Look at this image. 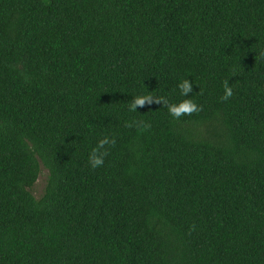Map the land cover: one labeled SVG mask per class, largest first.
<instances>
[{
	"label": "trees",
	"instance_id": "obj_1",
	"mask_svg": "<svg viewBox=\"0 0 264 264\" xmlns=\"http://www.w3.org/2000/svg\"><path fill=\"white\" fill-rule=\"evenodd\" d=\"M0 264H264V0H0Z\"/></svg>",
	"mask_w": 264,
	"mask_h": 264
},
{
	"label": "clouds",
	"instance_id": "obj_2",
	"mask_svg": "<svg viewBox=\"0 0 264 264\" xmlns=\"http://www.w3.org/2000/svg\"><path fill=\"white\" fill-rule=\"evenodd\" d=\"M180 94L182 96H188L192 92V85L189 81H184L178 85ZM232 90L230 87H225L224 99L231 97ZM164 103L167 106L169 114L174 118H179L182 115H191L193 112L198 111L197 105L191 100H183L179 103H170L167 100L157 99L151 95H143L136 97L130 104V110L136 111L137 108H142L145 105ZM109 143L107 139L101 140L96 149L92 151L89 156V163L92 168H99L104 163V154L100 152V149L105 144Z\"/></svg>",
	"mask_w": 264,
	"mask_h": 264
},
{
	"label": "rangeland",
	"instance_id": "obj_3",
	"mask_svg": "<svg viewBox=\"0 0 264 264\" xmlns=\"http://www.w3.org/2000/svg\"><path fill=\"white\" fill-rule=\"evenodd\" d=\"M46 176H47V171L42 169V174L39 177V179L36 182L35 187L33 189V194L37 198H39L43 194L44 187H45Z\"/></svg>",
	"mask_w": 264,
	"mask_h": 264
}]
</instances>
